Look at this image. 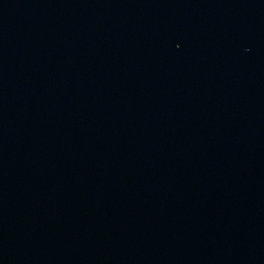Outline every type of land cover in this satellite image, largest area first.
<instances>
[{"label":"water","instance_id":"1","mask_svg":"<svg viewBox=\"0 0 264 264\" xmlns=\"http://www.w3.org/2000/svg\"><path fill=\"white\" fill-rule=\"evenodd\" d=\"M0 264H264V0H0Z\"/></svg>","mask_w":264,"mask_h":264}]
</instances>
